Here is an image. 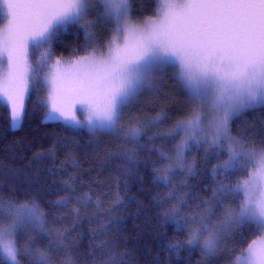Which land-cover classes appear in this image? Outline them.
I'll use <instances>...</instances> for the list:
<instances>
[{
	"label": "snow or ice",
	"instance_id": "6c2138e0",
	"mask_svg": "<svg viewBox=\"0 0 264 264\" xmlns=\"http://www.w3.org/2000/svg\"><path fill=\"white\" fill-rule=\"evenodd\" d=\"M69 32L83 43L65 45ZM168 69L189 101L183 115L166 131L165 109L125 123ZM37 85L45 120L117 137L105 156L122 167L84 191L90 174L72 156L58 166L49 149L47 172L64 195L48 212L36 198H0V264H136L120 250V210L141 165L163 189L153 200L165 259L191 264L199 252L201 264H264V126L233 134L236 118L264 106V0H0V102L14 128ZM193 150L203 152V169L189 160ZM81 221L95 225L86 248Z\"/></svg>",
	"mask_w": 264,
	"mask_h": 264
},
{
	"label": "trees",
	"instance_id": "16d2710c",
	"mask_svg": "<svg viewBox=\"0 0 264 264\" xmlns=\"http://www.w3.org/2000/svg\"><path fill=\"white\" fill-rule=\"evenodd\" d=\"M146 2L147 0H136V5ZM62 39L65 45L78 46L83 43L84 37L82 33L77 36L74 32H69ZM69 51L70 48L64 45L57 47L58 53L64 52L67 55ZM43 95V89L39 85L30 92L25 101V116L18 129L11 128L10 112L4 103L0 102V198L5 201L36 198L42 208L48 212L51 211V205L64 195L62 191H59L63 187L60 178L57 176L56 183H53V178L47 172V169L51 167L50 159L47 157L49 149L55 147L58 166L68 156L80 162L82 174L85 177L89 174L91 176V180L87 178L84 180V191H88V185L92 180L106 181L110 175L115 178L116 170L122 167V164L115 157L109 164L105 156L106 151L113 153L116 151L119 146L117 137L99 133L92 135L86 129L75 131L66 128L61 122H44L45 109L39 105ZM155 98L154 102L149 99L151 102L148 103V101L136 117L147 120L154 117L161 109H165L169 111L171 119L161 126L160 131H166L171 123L183 115L189 101L183 90L173 80L170 84L167 83L165 91ZM262 126H264V106L249 109L236 118L233 134L249 127L252 131L258 132ZM38 152L45 154L42 163L34 160ZM188 158L189 160L195 158L200 168H204L202 151L193 150L188 154ZM212 163L215 161L213 160ZM101 171L103 176L98 175ZM141 178L143 183L140 182ZM199 179L202 180L203 177ZM121 183H123L122 180ZM111 186L114 190L115 184ZM92 191L96 193L100 189L93 187ZM158 191L162 192L163 189H157L152 183L150 168H144L141 165L139 176L128 179L127 202L120 210L121 232L126 240L120 250L130 251L131 258L136 261V264H154L157 259L164 260L165 264H178L175 257H172L170 261L165 259L169 255L164 250L166 241L157 234L159 222L156 220L153 196ZM2 214L3 212H0V215ZM68 223L70 225L71 221L69 220ZM77 227L83 234L82 244L86 248L90 239L89 229L95 225L81 221L78 222ZM164 231L168 237L175 235L174 230L169 226H166ZM73 235L78 234L73 233ZM180 238L183 239L182 236ZM201 262L202 257L199 252L191 254V264H201ZM180 264H187V262L182 259Z\"/></svg>",
	"mask_w": 264,
	"mask_h": 264
},
{
	"label": "rangeland",
	"instance_id": "374dc122",
	"mask_svg": "<svg viewBox=\"0 0 264 264\" xmlns=\"http://www.w3.org/2000/svg\"><path fill=\"white\" fill-rule=\"evenodd\" d=\"M172 80H173V82L176 83V81L174 79V70L173 69H168L162 76L158 77L157 80H156V84H157V88H158L157 92H146L145 94L141 95L137 100H135L129 106L130 107V111L128 113H126L125 116H124L125 123L130 118H135L136 116H138L139 112L142 111V109L145 107V104L149 101V99L152 102L156 101L155 97H157L161 93H163L165 91V85L167 83L170 84ZM169 89H170V87H169ZM163 97H161V98H163ZM151 101H149L148 103H150ZM181 111H183V107H181ZM44 122H54V121L45 120V117H44ZM20 124L17 127L14 128L12 126V123H11V128L12 129H18L20 127Z\"/></svg>",
	"mask_w": 264,
	"mask_h": 264
}]
</instances>
